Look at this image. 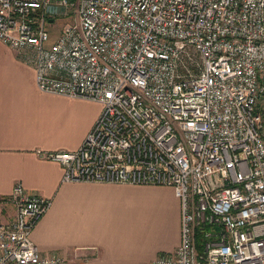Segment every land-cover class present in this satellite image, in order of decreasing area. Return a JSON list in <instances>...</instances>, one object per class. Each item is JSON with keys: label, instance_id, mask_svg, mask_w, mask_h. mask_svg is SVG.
<instances>
[{"label": "built area", "instance_id": "1", "mask_svg": "<svg viewBox=\"0 0 264 264\" xmlns=\"http://www.w3.org/2000/svg\"><path fill=\"white\" fill-rule=\"evenodd\" d=\"M0 39L40 90L102 104L77 148L38 151L63 180L174 188L180 242L149 264H264V0H0ZM8 199L0 264H67L32 238L52 198Z\"/></svg>", "mask_w": 264, "mask_h": 264}, {"label": "crops", "instance_id": "2", "mask_svg": "<svg viewBox=\"0 0 264 264\" xmlns=\"http://www.w3.org/2000/svg\"><path fill=\"white\" fill-rule=\"evenodd\" d=\"M101 112L99 101L40 90L35 68L0 39V221L15 214L17 181L52 198L32 238L67 264H149L180 242L181 202L170 185L66 181L64 166L38 151L75 149Z\"/></svg>", "mask_w": 264, "mask_h": 264}, {"label": "rangeland", "instance_id": "3", "mask_svg": "<svg viewBox=\"0 0 264 264\" xmlns=\"http://www.w3.org/2000/svg\"><path fill=\"white\" fill-rule=\"evenodd\" d=\"M71 19H72V15L70 17L63 16V17H59L58 19H56L55 24L49 27L50 41H53L55 39L58 30L61 29L63 25L69 22ZM261 106L264 109V99H262L261 101ZM101 110H102V104H101Z\"/></svg>", "mask_w": 264, "mask_h": 264}]
</instances>
